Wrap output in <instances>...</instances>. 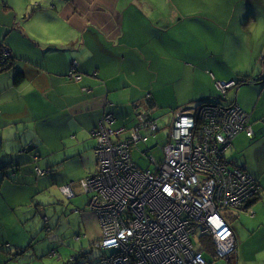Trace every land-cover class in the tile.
Masks as SVG:
<instances>
[{
  "label": "crops",
  "instance_id": "1",
  "mask_svg": "<svg viewBox=\"0 0 264 264\" xmlns=\"http://www.w3.org/2000/svg\"><path fill=\"white\" fill-rule=\"evenodd\" d=\"M259 5L264 8V0H0V48L14 56L12 66L0 71V201H5L0 207L12 214L13 224L33 222L36 228L44 191L61 190L98 171L93 132L106 112L116 118L112 128L132 126L135 105L145 103L151 92L153 113L162 119L200 100H219L213 71L223 82L246 73L251 82L230 89L222 101H236L250 114L255 138L239 135L227 156L231 168L256 176L263 191L226 218L238 238L236 259L216 257L208 238L203 249L215 264H264V82H254L264 80V11ZM200 6L210 16L214 36L219 25L234 33L233 22L239 23L241 41L249 45L241 48L245 67L238 65L237 74H219L215 59L185 52L183 37L202 30L185 23L189 14L184 11ZM234 37L226 36L229 54ZM171 59L180 64L169 65ZM73 67L80 80L69 77ZM18 73L22 80L16 83ZM153 146L142 145L141 151ZM36 166L47 175L73 177L51 183L47 175H36Z\"/></svg>",
  "mask_w": 264,
  "mask_h": 264
},
{
  "label": "built area",
  "instance_id": "2",
  "mask_svg": "<svg viewBox=\"0 0 264 264\" xmlns=\"http://www.w3.org/2000/svg\"><path fill=\"white\" fill-rule=\"evenodd\" d=\"M69 77L81 79L76 67ZM217 86L218 101L173 112L172 131L162 146L164 158L160 162L150 158L155 170L140 169L131 152L133 145L148 142L150 136L143 131L155 137L159 130L150 120L148 104H143L142 120L139 110L130 134L125 127H108L111 114L100 120L93 132L98 171L63 190L67 197L78 189L93 194L90 207L102 230L97 245L111 251L101 264H207L203 249L192 242L198 233L210 239L216 257L236 259L237 236L223 212L259 197L261 186L248 171L228 166L225 153L233 139L240 133L253 138L254 129L250 114L236 101H222L234 81ZM145 99L150 101L151 93ZM126 133L128 137L122 138Z\"/></svg>",
  "mask_w": 264,
  "mask_h": 264
},
{
  "label": "rangeland",
  "instance_id": "3",
  "mask_svg": "<svg viewBox=\"0 0 264 264\" xmlns=\"http://www.w3.org/2000/svg\"><path fill=\"white\" fill-rule=\"evenodd\" d=\"M164 6H168V4H164ZM239 7L243 10V4H240ZM200 8L201 6L198 8L196 7L195 9H191V11H184L186 14H189L184 19L185 23L188 24V22H190L191 24L198 26L202 30L199 34H196V36L186 35L183 37V44L186 47L185 52L189 51L193 54L194 51H199L202 52V54L204 55L203 57L207 56L215 59L216 62H214L213 65L216 67V71L219 74H237L236 71L238 69V65H240L239 67H245L244 63L240 62L239 59L242 55L241 48L248 47L249 45L248 42L241 41L240 28L237 26V24L239 25V23L233 22V25H235L234 33L231 29H228L227 31L224 26L219 25V27L214 29L216 32V36H214L213 31L209 32V26L213 25L208 19L210 16L203 14ZM259 8L264 11V8L262 6L259 5ZM193 15H195L196 17L195 20H192ZM260 18H263V16H260ZM228 34L230 36H235L234 43L230 42V44L233 45L232 49L234 50L232 54H229V52L231 53V51L226 41V36ZM206 47H211V51L214 54L213 56L209 55ZM204 51L206 54L204 53ZM226 56L228 60L227 62H225L226 65L222 67L223 63H221L220 61L222 58H226ZM179 64L180 62H176L174 59H171L169 61V65H174L175 68ZM210 75L213 77L214 84L220 92V97L221 91L218 88L217 83L218 81H223H221L220 78H215L218 77V74H215L214 71ZM190 107H194V105ZM147 108L150 109L149 106ZM171 112L172 111L167 112L166 115L162 117L161 124L159 126L158 140L151 137L150 142L148 143L149 147L154 145L151 151H149L147 154H144V152L141 153V150L137 149L138 145L132 146L131 152L133 158L135 157L139 167L142 168L143 171H146L147 167L149 166H154V164L150 163V155H154L157 159L160 160L164 158L162 146L168 141V137H170L174 121V115ZM145 116L146 111L144 109H141V116L139 117L140 120H142V118ZM147 132L148 131H143L144 134ZM230 151H228L227 154H229ZM2 164L3 161L1 160L0 165ZM69 177H71L72 179L73 176H62L59 173H56L52 176L48 175L47 179L51 183H54L58 180L65 181L69 179ZM64 187L62 186L60 190V187L58 189L57 186L56 190H46L41 194V199L44 203H42L41 206L42 211L39 219L38 217H36V224L38 225L34 229L33 222L29 223L28 225L13 224L11 223L13 221L12 214H9L8 212L0 213V218L8 222H2L0 224V226L3 227L1 229L2 233L0 234V264H81L80 262L82 261H86L82 264H90L86 257L79 256L78 260H71L76 256L78 252L82 250L90 249L92 252L97 253L99 249L95 247V244L98 240L101 239L102 236L99 219L96 217V213H94L95 211L90 209L88 205V200L90 197L88 194H85L82 189H78L75 190L76 195H74L73 197H67L66 195H64ZM259 197L252 200V202L257 200ZM0 203H5V201H0ZM246 205L248 206V202L243 207H245ZM0 208V210L3 211L6 207ZM7 209H10L8 202ZM230 212L231 210L224 211L223 216L227 218ZM45 216L46 219L49 218L50 220H54V222L51 221V225L52 227H55V230L57 231L56 239L53 238L52 240L51 236L48 237L47 232L44 229V223L42 222ZM10 219L11 222H9ZM11 231H14L16 233V236L18 237V240H15V242H13L14 246L12 245V247H16L17 243H19V246L21 247V250H19L18 252L19 254L16 256L17 259H22V262L19 263L17 259L9 260V256H7L6 258L2 257L4 254H7L9 252V249H12L11 252L14 251L13 248H9L6 246L2 247L5 241H12V238L10 237ZM79 234L80 237H77V235L79 236ZM192 242L196 249H202L206 244V240L200 235V233H198L196 236H193ZM57 246L59 248H57ZM53 249H57L58 252L55 255H53V253L49 254L50 250ZM24 252L25 254L23 255ZM110 252L111 251H107L106 253ZM206 257L208 260L207 264H215L213 256L210 253L206 252ZM228 258H231L232 260L235 259L234 256ZM210 260H212L211 263Z\"/></svg>",
  "mask_w": 264,
  "mask_h": 264
},
{
  "label": "trees",
  "instance_id": "4",
  "mask_svg": "<svg viewBox=\"0 0 264 264\" xmlns=\"http://www.w3.org/2000/svg\"><path fill=\"white\" fill-rule=\"evenodd\" d=\"M13 57L14 56H6L5 54H3L2 53V48H0V71H5L6 69H9L11 66H12V62H11V60L13 59ZM22 80V76L18 73V75H17V77L15 78V81H16V83H18V82H20ZM233 81H234V83H235V87L234 88H236V87H239L241 84H246V83H248V82H251V80H250V78H248V76H247V74L245 73V74H241L237 79H233ZM255 82V81H254ZM219 91V90H218ZM151 93V92H150ZM147 94V93H146ZM152 98H153V96H152V93H151V100L149 101V107H150V109L148 110L149 112V116H150V120H151V122H155V123H157V125H158V129H159V126H160V124H161V118L159 117V116H156L154 113H153V106H152V104H153V102H152ZM215 101H218V100H216L215 98H212V99H208V100H200V101H198L196 104H193L194 105V107H196L197 105H199V104H203V102H215ZM147 103V101H146V99H145V103H143V100H142V102H138L135 106H138V108L139 109H134L135 110V114H138V112H139V110L141 111V109L143 108V104H146ZM189 106H186V108H188ZM178 110V109H177ZM174 111H176V110H174ZM174 111H172L171 113H173ZM111 114L112 115V117H113V122L115 123V121H116V118H115V116H114V114L112 113V112H110V111H108V112H106L105 114ZM104 114V115H105ZM103 115V116H104ZM138 116H136V121H135V123L132 125V126H120V127H118V128H112V125L110 126V124H107L108 125V127L109 128H111V129H113V130H117V129H119V128H123V127H125L128 131H129V134H130V132H131V130H132V128H134L136 125H137V123H138ZM112 122V123H113ZM251 123H252V121H251ZM253 124V123H252ZM253 129H254V125H253ZM143 133V132H142ZM152 132H150V131H148L147 133H143L144 135H148V136H150V138H149V140H148V142L147 143H145V144H148L149 143V141H150V139H151V137L152 138H154V139H156L157 140V138H156V136L155 137H153L152 136V134H151ZM241 134H244V135H246L245 133H240V134H238L235 138H237L239 135H241ZM121 136V135H120ZM247 136V135H246ZM128 137V133H126V134H124L123 136H122V138H127ZM248 137V136H247ZM96 138V137H95ZM235 138L233 139V141H232V144H233V142H234V140H235ZM248 138H250V137H248ZM255 138V130H254V137L253 138H250V139H254ZM97 139V138H96ZM97 144H98V140H97ZM145 144H139L138 146H137V149H139V150H141V146L142 145H145ZM96 148H97V145H96V147H95V150H96ZM149 148H151V147H149ZM153 148V147H152ZM147 150H151V149H147ZM147 150H144V151H141V153H143L144 152V154H145V151H147ZM229 150V149H228ZM228 150H227V152H228ZM227 152L225 153V157H226V159H227V161H228V163H229V159H228V156H227ZM132 157H133V155H132ZM134 159V158H133ZM135 161V160H134ZM136 163V162H135ZM229 168L230 169H235V168H231L230 167V163H229ZM241 168V167H240ZM243 169V168H242ZM245 170V169H244ZM247 171V170H246ZM35 172H36V175L38 176V177H44V176H46L48 173H49V171H47V170H45V169H43V168H41V167H39V166H36L35 167ZM249 173H251V172H249ZM93 174H91V175H88V176H92ZM253 175V174H252ZM48 176V175H47ZM254 176V175H253ZM256 177V176H255ZM257 178V177H256ZM258 179V178H257ZM260 183V182H259ZM68 183H66V185H67ZM64 186V185H63ZM260 186H261V184H260ZM262 191H263V189H262V186H261V193H262ZM85 193V192H84ZM85 194H88L90 197H89V200H88V205H89V207H90V200H91V198L93 197V194L92 193H85ZM65 195V194H64ZM261 196V195H260ZM250 203H252V200L250 201V202H248V205L250 204ZM246 207V206H245ZM245 207H241V208H239V209H237V210H240V209H242V208H245ZM90 209H91V207H90ZM234 210V209H233ZM6 212V208L4 209V213ZM46 223H45V222ZM51 221L52 222H54V220H50L49 218L48 219H46V216L44 217V220H43V222L42 223H44V229H45V231L47 232V235H48V237L49 236H51L52 237V240H53V238H57L56 236V233H57V231L55 230V227H52V225H51ZM11 223H13V221L11 222ZM230 223V222H229ZM231 224V223H230ZM231 227H232V229L235 231V229H234V227L232 226V224H231ZM54 234H55V236H54ZM235 234H236V232H235ZM237 236V235H236ZM10 237L12 238V241H5L4 242V244L2 245V247H4V246H6V247H9V248H13V252H11L12 251V249H9V252L7 253V254H4L2 257L3 258H6L7 256H9V260H13V259H17V255L19 254L18 252H19V250H21V247L19 246V243H17V246L16 247H12V245L14 246V243L13 242H15V240H18V237L16 236V233L14 232V231H11V235H10ZM77 237H80V234H79V236L77 235ZM99 241L100 240H98L97 242H96V244H95V247L97 248V249H99L98 251H97V253H94V252H92L90 249H86V250H82V251H80V252H78L77 254H76V256L75 257H73V259L71 260V261H76V260H78V258H79V256H81V257H86L87 259H88V262L90 263V264H101V259L103 258V256L104 255H106L107 253V251L108 250H106V249H103L100 245H97L98 243H99ZM237 241H238V238H237ZM13 243V244H12ZM92 244V243H91ZM98 246V247H97ZM65 247V246H64ZM57 248H59L58 246H57ZM203 249V248H202ZM86 251V252H85ZM203 254H204V256H205V250L203 249ZM58 252V250L57 249H53V250H50V252H49V254H51V253H53V255H55L56 253ZM25 254V252L23 253V255ZM237 254H238V252H237ZM62 255V254H61ZM205 258H206V256H205ZM17 261H18V263L19 262H22V259L21 258H18L17 259ZM86 261H82V262H80L81 264L82 263H85ZM66 264H69V263H66Z\"/></svg>",
  "mask_w": 264,
  "mask_h": 264
},
{
  "label": "bare ground",
  "instance_id": "5",
  "mask_svg": "<svg viewBox=\"0 0 264 264\" xmlns=\"http://www.w3.org/2000/svg\"><path fill=\"white\" fill-rule=\"evenodd\" d=\"M259 81H263V82H264V80H260V79L257 80L256 82H259ZM162 151H163V149H162ZM96 159H97V157H96ZM162 160H163V159H162ZM162 160H161V161H162ZM97 163H98V162H97Z\"/></svg>",
  "mask_w": 264,
  "mask_h": 264
},
{
  "label": "clouds",
  "instance_id": "6",
  "mask_svg": "<svg viewBox=\"0 0 264 264\" xmlns=\"http://www.w3.org/2000/svg\"><path fill=\"white\" fill-rule=\"evenodd\" d=\"M231 81H233V80H231ZM218 82H219V81H218ZM225 83H226V82H225ZM230 89H233V88H230ZM230 89H229V90H230ZM229 90H228V91H229Z\"/></svg>",
  "mask_w": 264,
  "mask_h": 264
},
{
  "label": "water",
  "instance_id": "7",
  "mask_svg": "<svg viewBox=\"0 0 264 264\" xmlns=\"http://www.w3.org/2000/svg\"><path fill=\"white\" fill-rule=\"evenodd\" d=\"M257 80V79H256ZM231 82V81H230ZM256 82V81H255ZM226 83H228V82H226Z\"/></svg>",
  "mask_w": 264,
  "mask_h": 264
}]
</instances>
